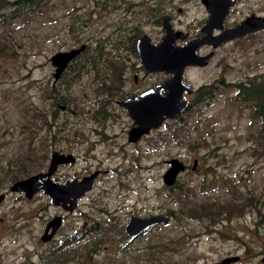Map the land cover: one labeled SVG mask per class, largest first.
Wrapping results in <instances>:
<instances>
[{"label": "rangeland", "instance_id": "374dc122", "mask_svg": "<svg viewBox=\"0 0 264 264\" xmlns=\"http://www.w3.org/2000/svg\"><path fill=\"white\" fill-rule=\"evenodd\" d=\"M177 1L1 0L0 264H49L45 256L62 241L60 249L73 255L55 264H204L231 255L238 260L229 264H264V117L256 99L235 86L264 75V32L230 41L223 63L212 60L184 72L195 86L213 84L223 73L227 88L207 105H194L182 120L164 121L138 144L125 142L131 121L119 110V119L105 116L111 111L100 104L108 86L118 83L117 73L137 64L125 48L141 33L152 41L161 36L160 16L172 14ZM262 6L264 0H235L228 24ZM202 17L203 9L189 0L186 14L172 25L196 30ZM99 42L106 57L95 53ZM81 44L87 50L79 68L55 79L51 54ZM52 151L74 158L57 167L53 180L101 170L72 213H61L41 192L26 199L8 189L45 171ZM172 157L186 170L165 186L161 175ZM59 212L64 220L56 234L40 242L45 222ZM132 214L168 220L134 240L111 230L99 233L110 220L123 232ZM83 222H97L99 229L74 237ZM93 238L101 239L86 255Z\"/></svg>", "mask_w": 264, "mask_h": 264}, {"label": "water", "instance_id": "95a60500", "mask_svg": "<svg viewBox=\"0 0 264 264\" xmlns=\"http://www.w3.org/2000/svg\"><path fill=\"white\" fill-rule=\"evenodd\" d=\"M209 11V16L204 28H211L213 20H220L226 15L234 0H203ZM217 1V2H216ZM220 4V5H219ZM219 5V6H216ZM220 8V13L216 14ZM168 16H163L162 36L156 44H151L147 35L137 39V51L139 62L147 72L163 71L170 77L160 84L165 92L160 93L159 87L155 90L145 91L139 98L126 99L120 102L128 109L133 117L132 126L129 130V141H136L141 135L151 129L158 128L166 119H173L177 113L187 107V102L182 99L183 91H190V86L183 82L182 72L186 66H202L207 56H198L196 48L207 40L195 39L185 45L176 46L174 41L182 38L178 30H174L168 23ZM264 28V15L250 14L238 21L234 26L223 32V40H230L243 34ZM84 48V44L69 50L56 51L51 54L49 61L54 67L53 77L57 79L67 63ZM131 101L144 108L138 114L131 110ZM62 107V106H61ZM70 153L52 151L47 163L46 170L37 172L21 179L13 181L9 186V192L22 194L24 198L31 199L38 192L43 193L50 205L58 207L64 212L71 213L77 205V201L93 188L98 170L91 171L81 177H69L64 181H56L51 178L58 166L73 162ZM167 167L162 173V182L165 186L175 183L177 175L186 170L185 164L178 158L172 157L165 161ZM196 159L192 160L191 169L196 167ZM4 194L0 193V201ZM168 217L163 214H153L148 217L130 215L124 225V233L128 236H137L156 224L165 223ZM62 224L61 215H55L49 219L43 230L40 240H50ZM49 230V232H48ZM238 260V256H226L212 263L204 264H229ZM264 261V258L261 259Z\"/></svg>", "mask_w": 264, "mask_h": 264}, {"label": "flooded vegetation", "instance_id": "af4514ba", "mask_svg": "<svg viewBox=\"0 0 264 264\" xmlns=\"http://www.w3.org/2000/svg\"><path fill=\"white\" fill-rule=\"evenodd\" d=\"M150 1L153 3H159V0H150ZM186 2H189V0H178L176 2V4H177L176 6H171V8L173 10L172 14H168V13L161 14V16H160L161 28L163 30V21H164L163 16L166 15L169 18L168 23L172 26V28L174 30H178L181 34H183L182 38H177L174 41V44L176 46L185 45L187 42H189L191 40H195V39L203 38V39L207 40L206 42L200 44L196 48V54L198 56H201V57L207 56V58L205 59V64L202 66L195 65V66L184 67L183 72H182V80L184 83H186L190 86L189 92L183 91V93H182V99L187 102V107L185 109L179 111L173 119H166V120H172V121L182 120L184 118L183 115L185 113H187V111L189 109L193 108L194 105H202V104L207 105L208 103L213 101V99L215 98L214 95L219 88H223V86H224V89L227 88V83L224 82L223 73H221L219 78H215L216 81L213 82V84L212 83H200V84H197V86H195L193 84H190L188 81H186L184 79V77H183L184 72H187V71L189 72V71H191L192 68H198V69L205 68L210 64V62H212V60H213V63H215L217 66V64L223 63V61L227 58V48H228L227 45L230 41H235V40H239V39L243 40L245 37H248L250 35L257 34L260 32H264V28H261V29H258L256 31H252V32L243 34L239 37L232 38L230 40H225V39L223 40L222 39L225 35V34H223V32L225 30H228L229 28L234 26L238 21L241 20L240 19V20H237L236 22H234L232 24H228V18L230 16V14L232 13V7L234 5L235 0H234L233 4L230 6L228 12L226 13V15L224 17H222L220 20H213L211 25L214 27H211L210 29L207 27L204 28L206 21L208 19V16H209V11L206 7V4L204 3L203 0H196L199 7L203 9L202 22H200L197 29L191 30L189 27H184L181 25L178 28L177 27L174 28L172 25V19H174V18L179 19V20L182 19V17L186 14ZM219 5H216V6H219ZM216 12H217L216 14H219L220 8ZM250 14H254L257 16H263L264 15V6H262L261 11H259L258 13L250 12L247 15H250ZM247 15H245V16H247ZM142 35H144V34H142V33L139 34L134 39V41L125 48L127 52H131L132 54H134L136 56L137 64H135V63L130 64L126 68V72L122 75H121L122 72L117 73L115 78L117 79L118 83H113L111 86H108L107 92L105 93L106 94L105 95L106 100H104V102L100 103V104L104 103V105L108 106V108L111 111L110 113H105V116L110 117L113 120L119 119V117H120L119 116L120 114L118 112V110H119L120 112H122V115L124 117H126L128 120L131 121V124L129 125V127L125 131V138H126L125 142H126V144H132V145L138 144L145 135L149 134V132L154 130V129H151L148 133L141 135L136 141L130 142L128 133H129V130L132 126L133 117L129 113L128 109H126V107L124 105H122L120 102H122L123 100H126V99H130V100L137 99L145 91L150 90V89L155 90L156 88H158L160 86V84L165 82L170 77L169 73H165L163 71L147 72L145 70V68L143 67V65L139 62L136 44H137V39ZM161 36H162V33H161ZM161 36H159L155 41H152L149 37L148 38H149L151 44H156ZM86 50H87L86 45L84 44L83 50L79 54L74 56L67 63V65L65 66V68L62 71V74L67 72V68L73 69L74 65H75V67L78 66V68H79V65L81 64L79 62L80 58L82 57L81 55ZM219 52H221L220 58H218V55H217ZM95 53H97L98 55H101L103 57H106V55H107L103 51V48H102L100 42H99L97 48L95 49ZM104 69H105L104 65H100V66L96 67V71L98 72V76L100 77V80L104 79V78L102 79V77H101L102 76L101 72ZM130 79H131V84H130ZM159 91H160V93L165 92L164 88H162V87H159ZM136 103H137L136 101H131V104H130L131 110L134 112L135 115L140 113L141 111H144V108L138 106L139 104L137 105ZM56 106H58V104H56ZM61 109L69 110V108H67L65 105L63 107H61ZM116 111L118 113H116ZM74 113H75L74 111L71 112V114H74ZM166 120H164V121H166ZM96 170L99 171L98 175H97V177H98L101 170H99V169H96ZM75 177H79V176H75ZM77 203H78V201H77ZM55 208H57L61 213H67L58 207H55ZM76 208H77V205H76ZM60 212H59V214L56 213L55 215H61V220L63 221L64 216H62V214H60ZM55 215H53V216H55ZM132 215H135V214H132ZM53 216H51V217H53ZM145 217H148V216H145ZM49 219L45 222L40 236L42 235L43 230L46 226V223L49 221ZM127 219H128V217H127ZM125 223H126V221H125ZM125 223H124V225H125ZM85 224H86V222H83L82 228L84 230H82V232L79 233V235L82 234V236H84L85 234L92 233V231L90 229L91 228L90 225L88 227H86ZM93 224L95 225L96 229H99L97 222H94ZM163 224H165V223H163ZM124 225L122 226L123 227V236L122 237L125 239H128V240H134L135 238H137L141 234L145 233L150 228L149 227L147 230L139 233L137 236L132 237V236H128L124 233ZM48 232H49V230H48ZM54 235H53V237H54ZM40 236H39V240H40ZM82 236L80 235L79 237H82ZM50 240H48L46 242H43L40 240V242L47 243Z\"/></svg>", "mask_w": 264, "mask_h": 264}, {"label": "trees", "instance_id": "16d2710c", "mask_svg": "<svg viewBox=\"0 0 264 264\" xmlns=\"http://www.w3.org/2000/svg\"><path fill=\"white\" fill-rule=\"evenodd\" d=\"M16 3H23L26 1H30V0H14ZM1 2V0H0ZM75 68V65H74ZM73 68V69H74ZM237 92L240 95L243 96H252L256 99V103L257 106L259 107V113L262 117H264V75L262 76H258L254 79H249L246 80L244 82H238L235 84ZM52 98L54 100H58L59 98L55 95L54 92H52L51 94ZM112 219V218H111ZM90 229L93 233H96V228L94 224L90 225ZM111 230L113 232H115L116 234H119L120 236H123V232L121 231V229H118L117 226H115V224L113 223V220H110V226L108 228H103L102 230H100V234H102L101 236H104L105 233ZM82 236V234H80ZM79 234L75 235L74 237L80 236ZM100 236V237H101ZM74 237H68V239H72ZM101 238H93V242H91V245L93 246L91 249L90 248H85V252L86 255H88L91 251L95 250L99 241ZM65 243L64 241H62L57 247H55V249L49 251V253H47V255L45 256L47 258L46 262H48L49 264H55V263H60V262H65L67 260L70 259V257H72L73 254L70 253L69 254H65L64 250L60 249L62 246H64ZM54 250H58L57 253L54 252Z\"/></svg>", "mask_w": 264, "mask_h": 264}]
</instances>
